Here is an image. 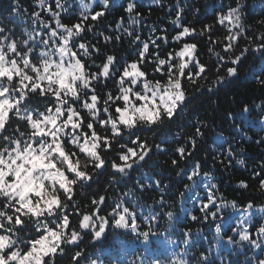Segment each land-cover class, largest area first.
Instances as JSON below:
<instances>
[{"label":"snow or ice","instance_id":"snow-or-ice-1","mask_svg":"<svg viewBox=\"0 0 264 264\" xmlns=\"http://www.w3.org/2000/svg\"><path fill=\"white\" fill-rule=\"evenodd\" d=\"M153 5L163 26L144 0L0 8V264H264V0Z\"/></svg>","mask_w":264,"mask_h":264},{"label":"trees","instance_id":"trees-1","mask_svg":"<svg viewBox=\"0 0 264 264\" xmlns=\"http://www.w3.org/2000/svg\"><path fill=\"white\" fill-rule=\"evenodd\" d=\"M7 4V0H3V3H0V8L4 7ZM165 4H167V0H165ZM149 5H152V0H144V7H145V16H149L150 20L153 22H156L158 26H163L165 21V13L164 10L160 8H156L153 5V10L151 14L149 15V12L147 11V8ZM256 13H253L255 15ZM188 19H193L192 17H189ZM113 20V16H110L107 20L104 21V24L102 27L107 26L111 21ZM65 22H68L67 19ZM114 27V25H113ZM120 55H125V52L121 50ZM260 152V149L256 147L249 148L246 153H243V156L248 157L249 159L246 161V163L251 166V162L253 159H255ZM165 157H159L153 164V167H155L156 174L164 179L165 183L171 182L173 185V188L171 189V192H175L176 188H181L182 185L180 184V178L175 175V173L171 170V167L169 164H165ZM195 159H199L203 165V167L209 171V174L214 176L215 181L219 183L220 190L225 193V195L229 198L235 197L237 200L240 199H247L251 197H257L259 196V193H257L254 189H238L236 186V182L240 179H247L248 173L244 170V167L241 165H237L235 169H231L228 171L223 170V166L220 164L214 162L210 155H205L203 151L197 153ZM158 165V166H157ZM104 185L103 178L101 179V184L99 186L93 185L92 191L95 192L97 190H102ZM243 193V196L241 195ZM201 199H203V196H201ZM189 210L190 211H196V209L191 207V202L189 203ZM167 227V225H164ZM176 234L179 235V233L185 229V228H191L193 233H197L203 228L205 231H210V229L207 226L195 224L193 225V222L191 221H184L181 220L180 223L174 224ZM214 227V226H213ZM179 251V250H178ZM99 255V252L97 253ZM133 257H128V259H132Z\"/></svg>","mask_w":264,"mask_h":264}]
</instances>
